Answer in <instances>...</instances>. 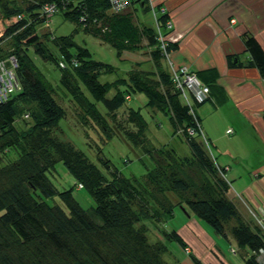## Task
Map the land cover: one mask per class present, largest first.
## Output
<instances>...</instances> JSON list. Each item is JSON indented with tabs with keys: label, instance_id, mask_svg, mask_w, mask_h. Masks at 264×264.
Returning <instances> with one entry per match:
<instances>
[{
	"label": "trees",
	"instance_id": "1",
	"mask_svg": "<svg viewBox=\"0 0 264 264\" xmlns=\"http://www.w3.org/2000/svg\"><path fill=\"white\" fill-rule=\"evenodd\" d=\"M49 3L57 8L52 16L61 14L75 25L74 31L81 29L110 45L118 57L122 52H138L145 40L148 48L153 47V69H140L134 62L126 78L101 83L100 75L114 72L113 66L92 60L72 35L38 33L39 26L49 21L42 13ZM135 4L149 11L141 2ZM133 6L116 14L103 0H0V45L6 44L0 47V62L13 72L16 83L6 98L0 99V264H167L163 259L168 251L166 242L186 244L175 230H162V241L152 240L141 222L149 218L152 224L164 226L175 217L177 206L185 207L221 238L228 241L230 236L245 250V264H264V230L239 200L228 197L225 168L211 159L199 140L204 136L196 109L208 101L210 85L195 72L209 89L208 97L203 103L192 99L190 107L180 103L182 97L173 85L171 70L161 60L166 54L155 29L136 24ZM156 20L162 35L167 36V14ZM241 40L248 59L245 66L255 68L264 79L263 49L249 32ZM175 47L167 43L166 53ZM30 54L59 70V83L80 125L97 127L106 140L117 134L140 153L145 167L141 177L123 176L105 157L99 159L102 170L70 142L58 138L59 121L67 112ZM226 59L231 68L244 66L236 55ZM136 93L145 95V107L167 116L173 136L185 138L190 156L180 158L166 145L158 148L149 143L147 123L139 109L125 107ZM118 111H125V123L131 129L117 120ZM59 162L77 188L90 195L93 205L89 209L82 208L72 188L59 190L51 182ZM192 166L208 176V184L200 183L199 191L188 197ZM205 188L213 192L211 196ZM176 195H182L185 204L174 203ZM153 228L157 230L156 225ZM188 255L193 264H201Z\"/></svg>",
	"mask_w": 264,
	"mask_h": 264
},
{
	"label": "rangeland",
	"instance_id": "2",
	"mask_svg": "<svg viewBox=\"0 0 264 264\" xmlns=\"http://www.w3.org/2000/svg\"><path fill=\"white\" fill-rule=\"evenodd\" d=\"M165 2H163L165 9H162L164 10L165 14H167ZM133 7L135 9L134 16L136 24L139 23L151 28L154 27L155 29V19L152 16V12H145L144 9L140 8L137 4H134ZM155 15L156 18H159L160 12L155 10ZM48 19V23L44 21V23L39 26L38 33L41 34L50 31L53 37H69L72 35V38L77 46L84 47L89 51L92 60L109 64L115 68L114 72L110 74L108 73L100 75L98 79L101 83L113 82L120 78H126L127 71L133 66L132 63L134 62L140 64L138 65L140 66V69H153V63L150 57V51L153 50V47L148 48L145 40L141 42V46H143V48L138 52H122L121 56L118 57L115 49L110 45L100 42L97 38L83 32L81 29L74 31L75 25L72 22L65 20L61 14L57 13ZM169 21L171 23V28L169 30L166 29L168 31V35L173 28L172 21L170 19ZM1 30L2 26H0V32ZM5 45L6 44L3 43L0 45V47H4ZM49 45L51 46L52 52L54 51L55 55L58 54L57 50H55V46L51 43H49ZM169 45L173 44L169 42ZM30 56L35 66L43 74L44 80H46L48 85L54 90V92H56V95L62 99V101H58L67 112L65 117L59 121L58 126L60 132H58V138L63 141L70 142L76 149L80 150L89 161L101 169L102 165L100 164L99 159L105 157L112 163L114 167L120 171L123 176L141 177L145 173V167L139 160V158H141L139 155L140 153L137 150L130 148L121 138L117 136V134H115L109 140H106L103 133L100 132L97 127L94 126L93 128L90 124L87 126L80 125L71 110L72 103H70L68 100L69 96L66 94V90H64V88L59 83V70L52 64L41 61L33 54H30ZM11 60L13 59L11 58ZM161 60L163 61L164 65H168L167 62H169V60ZM111 95L112 91L108 93V97ZM179 100L180 103L183 101L182 98H179ZM145 104V95L136 93L131 94L130 100L127 101L125 107L135 110L139 109L142 117L147 123L145 134L149 143L153 147L158 148L166 145L167 148L172 149L174 153L180 158L190 156V150L186 144L185 138H183L181 135L178 136L177 134L173 136L172 127L167 116L162 112L154 111L145 107ZM116 118L121 122L122 125L124 124L126 128L131 129V127L125 123V111H118ZM224 138V143L228 146H232L233 150H236L234 140H231L229 143L228 140L230 137L228 136ZM199 140H201L202 143L204 142L203 144L207 153L210 157L212 156L211 159H214V141L206 140L209 142L210 146L207 150L204 141L205 139L201 137ZM259 151L261 154L264 153V151L260 149ZM250 166L251 162L246 160L244 164L239 162L238 168L235 169V171L238 170V173L241 176V180L238 182L237 186V188L241 189V191L245 186L247 187L248 180L251 181L253 178L252 177L249 179V173L254 174L255 171L253 170L256 167H254L253 170H250ZM185 172L186 171H184V174ZM188 173L190 175L189 182L191 183V189L189 190L187 196L192 197L194 196V192L199 191L200 183L205 186L208 184V176L203 174L197 166H192V168L188 170ZM52 174L53 176H50V180L55 185V187L59 190L72 188L71 193L82 206V208L89 209L90 206L93 205L90 195L84 188H77L75 180L68 173L61 162L55 165ZM205 192L210 196L213 193H210L209 188H205ZM176 196L177 198L175 196H173V199L171 198L174 203H176L177 200L179 204L185 202L184 198H182V195ZM252 208V206H248V209L246 208L247 213L254 219V222L256 221L255 223L258 224L261 219L264 220V209L257 208L258 212H254ZM174 214L175 217L167 221L164 226L162 223L152 224L149 218L141 222L142 225L146 226L147 231H149L148 236L152 240L155 238H160L159 241H162V237L160 235L162 230L167 232L175 230L186 244L183 246L178 245L173 241L166 242L168 251L164 253L163 259L167 262V264H193L188 253L196 257V259L201 264H245L243 260V257L245 256V250H240L230 236L228 241L221 238L209 225L196 218L191 213L187 212L185 207H183V209L181 206L175 207ZM154 225H156V229L158 231H155L153 228Z\"/></svg>",
	"mask_w": 264,
	"mask_h": 264
},
{
	"label": "crops",
	"instance_id": "3",
	"mask_svg": "<svg viewBox=\"0 0 264 264\" xmlns=\"http://www.w3.org/2000/svg\"><path fill=\"white\" fill-rule=\"evenodd\" d=\"M165 5L173 25L168 36L176 45L170 55L173 65L188 66L210 85L209 99L196 114L202 135L214 141L216 164L225 168L228 197L239 200L244 210L252 206L258 212L264 209V153L259 151H264V79L245 66L241 37L251 33L264 51V0H166ZM228 55H236L244 66L229 67ZM228 136L236 150L224 143ZM246 160L250 170L256 168L241 191L235 169Z\"/></svg>",
	"mask_w": 264,
	"mask_h": 264
},
{
	"label": "built area",
	"instance_id": "4",
	"mask_svg": "<svg viewBox=\"0 0 264 264\" xmlns=\"http://www.w3.org/2000/svg\"><path fill=\"white\" fill-rule=\"evenodd\" d=\"M106 3H108L110 10L113 13H121L127 10L129 7L135 4V2H141L142 5H145L149 11L152 12V16L155 19V29H156V38L160 42V49L164 54V59L169 60L168 66L171 70L172 74V82L176 89L180 91V95L186 104V106H192V101L194 100L196 103H202L204 102L209 93V89L206 85L200 82L198 77L196 76V73L189 69L186 65H173L171 57L169 54L166 53V45L169 43V36L162 35V29L159 27L157 18L155 15V10H158L160 12V15H165V12L163 9V2L165 0H135V2H132L133 0H103ZM133 3V4H132ZM163 8V9H162ZM57 8L55 4H46L43 8L42 13L47 17L50 18L55 12ZM163 10V11H162ZM171 23L169 20L165 22L164 29H170ZM167 31V30H166ZM171 43V42H170ZM12 65H14L15 61L11 60ZM0 99L6 98V93H10L13 88L16 87L15 83V77L12 71L5 70L4 63L0 62ZM193 99V100H192ZM196 126L199 128V126L196 124ZM189 133H193L192 129H188ZM231 131L228 130L227 133H230ZM258 222V221H257ZM264 220H260L258 224L260 227L264 230V227H262ZM259 252L263 253L262 250H259Z\"/></svg>",
	"mask_w": 264,
	"mask_h": 264
},
{
	"label": "bare ground",
	"instance_id": "5",
	"mask_svg": "<svg viewBox=\"0 0 264 264\" xmlns=\"http://www.w3.org/2000/svg\"><path fill=\"white\" fill-rule=\"evenodd\" d=\"M172 38V37H171ZM174 40V38H172V39H170V37H169V41L171 42V41H173ZM169 54H172L171 52H169Z\"/></svg>",
	"mask_w": 264,
	"mask_h": 264
},
{
	"label": "clouds",
	"instance_id": "6",
	"mask_svg": "<svg viewBox=\"0 0 264 264\" xmlns=\"http://www.w3.org/2000/svg\"><path fill=\"white\" fill-rule=\"evenodd\" d=\"M78 188H79V186H78Z\"/></svg>",
	"mask_w": 264,
	"mask_h": 264
}]
</instances>
